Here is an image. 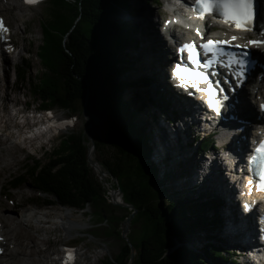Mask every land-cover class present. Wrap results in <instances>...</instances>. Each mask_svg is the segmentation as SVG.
Here are the masks:
<instances>
[{"label": "trees", "instance_id": "obj_1", "mask_svg": "<svg viewBox=\"0 0 264 264\" xmlns=\"http://www.w3.org/2000/svg\"><path fill=\"white\" fill-rule=\"evenodd\" d=\"M132 7L129 0H51V10L42 18L44 38L38 52L44 70L38 81H30L33 93L41 107L70 112L75 111L78 100L87 97L88 106L114 122L115 133L107 143L119 152L117 161L104 159L102 163L118 178L123 199L138 210L131 226L144 221L138 231L130 230L128 235L137 251L136 264H208L204 254L217 263L228 260L221 246L209 242L216 237L211 231L222 226V202L217 197L196 199L192 196L194 191L187 189H157L169 179L166 161L172 158H166L164 174L161 166L150 159V127L154 122L151 118L145 120V116L140 119L143 111L133 103L138 97L135 90L148 85L149 80L126 76L136 65L127 50L138 48L139 27L132 21H121L118 15L129 13ZM77 16L80 19L76 23ZM27 69L18 68L24 81L29 78L30 68ZM128 94H134L133 100ZM209 143L204 140L199 149L209 147ZM87 153L83 135L72 133L61 139L49 162L37 161L31 170L27 168L26 175L12 180L18 185L31 182L36 191L50 198L45 197L42 202L47 207L61 204L83 209L89 204L103 220L106 212L107 221L113 224L117 206L125 211L121 217L124 220L135 210L108 202V194L93 172ZM161 193L167 205L157 201ZM107 231L109 235L121 236L115 228ZM195 234H205L208 240L203 254L185 245L171 251L176 243ZM130 256V245L123 240L120 254L107 257L102 264H128Z\"/></svg>", "mask_w": 264, "mask_h": 264}, {"label": "rangeland", "instance_id": "obj_2", "mask_svg": "<svg viewBox=\"0 0 264 264\" xmlns=\"http://www.w3.org/2000/svg\"><path fill=\"white\" fill-rule=\"evenodd\" d=\"M129 1L131 2V6L133 7L136 3L137 4L135 5V7L141 3L146 6H151V2H154L155 5H157L158 3V2L156 3L157 0H133V1L129 0ZM9 2L20 3L22 4V7H17L14 5L9 6ZM6 3L8 5H6ZM133 7L129 13L128 12L120 13L118 15V19H120L121 21L122 20L129 21V22L132 21L135 24H137L131 18L132 13H134ZM151 8H153V6H151ZM50 10H51V0H41V2L36 5L25 4L24 0H16V1L15 0H1L0 1V15L4 16L8 20L7 24L10 26L13 33L15 34L14 41L17 42L18 47L20 46L19 49L21 48L23 49V51L17 55L11 52H5L4 55L2 52L0 53L1 55L0 58L2 59L4 63L2 70L0 71V75L2 76L0 79V95H1L0 104H2L1 108L4 107L3 114L5 115V117H3V122H1V126H0V137L5 138L8 136L9 146L10 145L20 146L18 148L19 151H17V153L15 154L16 159H18L17 161L19 162H16L14 161V159H12V161H10L11 165H9L8 168H5L4 170L0 168V171H1L0 172V190L4 189L2 193L0 191V199L9 206H15L17 203H19L21 206L19 208L16 207L18 208V211L32 207L35 210H39L43 213L53 212L55 214L54 219L59 220V221L60 219L58 218L57 214L62 213V211L65 212L68 208H70L69 210H71L72 212H75V214H82L83 220L87 222L85 224L86 229L79 233H76L74 236L69 238V239H72L69 242L76 243L79 248H83L84 251L88 252L90 257L88 260H85L84 264H102V261L105 260L107 257L113 258L114 256H118L120 254V251L123 245L122 237L119 236L117 233H114L113 235H109L107 233L108 232L107 230H114V228L117 231L122 230L123 226L125 225L124 220H122L121 218L125 213L123 209H119L116 206V209L113 211L115 213V216H113L114 223L111 224L109 221H107L108 214L106 212H105L106 217H104V220H103V217H100V215L97 214L96 209L92 205H89V204L86 205L85 208L82 210L75 208V207L65 208L59 204L58 205L56 204L51 207H47L46 204L42 203L43 201H45L44 199L47 196L36 191L33 188V185L31 182L30 183L23 182L20 185H18V184H15V182L12 180L15 177L26 175L27 168L28 170H31L32 165L36 163L37 161L42 162V163L49 162L50 156L53 154L55 149L59 147L61 139L64 138V136L57 137L52 142H50V140L48 139L46 147L41 148L39 145V142L36 140L34 141L30 140L27 142L26 140L22 139L20 131L18 130L20 126L22 127V129H27L31 125L33 126V123L37 121L36 117H34L36 115L34 113L35 111L34 109H37L39 106H41V101H39L36 98L35 94L33 93V86L30 83V81L32 80L38 81V79L41 78L43 75L44 66L41 62V59L38 57V52H40V46L42 45V38H44L43 29L41 26L42 18L44 16H47ZM154 13H155L154 14V19H155L157 11L155 10ZM139 32L137 31V36L139 40L138 47L140 46L139 36L141 35V34L139 35ZM24 45L26 49L24 48ZM127 53L131 55L132 58L134 56L133 59L136 60L135 58H137V54H136L137 52L135 51V49H129L127 50ZM138 61L136 62V65L133 68H131L130 71L126 73V76L137 78V79L148 78V76H150V73H151L150 70L138 73L139 70H142L141 64H140L141 61L140 60ZM168 63L167 64L163 63V66H165V69L167 65H169ZM20 67H23L24 70H26L27 68H30V72L28 76L29 78L27 81L23 80L24 79L23 73H21V75L20 74L18 75V68ZM159 69L160 67L158 65V62L156 61L155 64L153 63V65L151 66V71L155 72L156 77L161 78L159 82L162 83L165 80V75L163 71L162 76H159L158 73L156 72ZM134 70H136L135 73L133 72ZM165 82L167 81L165 80ZM152 84H153V78H152ZM150 85L151 83H149V85H141L137 91L135 90V92H138V97L134 100L131 98V96H134V94L133 95L128 94V96H130V98L133 100L134 105L140 108L141 111H143V113L140 114V119H142V116L143 117L145 116L144 118L145 120H150L149 114L154 113L155 106L150 105L149 98L147 97L149 95V92L151 95H155L156 98H159V92L157 93L156 91L155 92L152 91ZM159 87H161V85ZM245 87L247 88L248 84ZM252 88L253 87H251L250 89ZM161 91L166 96V93L163 90ZM251 100H253V97H251ZM138 101L140 102V105ZM252 104L256 106V103L254 100ZM75 105L77 108L75 109V111L72 112V114H70L69 111L63 108H59V107L54 108V111H52V113L53 114L57 113L59 116L60 115L63 116L64 120L66 121L65 127H67L70 124V122H72V124H75L74 132L78 135L84 132L86 121L89 119L92 122L91 132L94 137L93 140L95 141L96 147H97L95 157L99 159L100 161L104 159L105 161H110V162L117 161V154H119V152H117L116 149L112 145L106 142L109 135L115 133L114 129L110 128L111 124L115 126L114 122L110 118H108L107 120L110 123L109 124L106 121V118L104 116H102L97 111L93 110L91 106L87 105L86 99L80 100V101L78 100ZM26 108L30 115L29 123H25L27 122V119L25 117L17 115L18 110H21V109L24 110ZM42 113L46 115V111ZM174 114L176 113L173 112V115ZM176 119L178 123L177 115H176ZM166 123H165V118L163 117V121L162 122L159 121L158 125H156L153 128L152 130L153 132L151 134V141H150V144L152 146H155L154 145V141H156L155 135H157V137H161L162 140H164V133L160 130V127L165 126V125L167 126L168 124ZM169 132H170L169 135H170V139L172 143L171 146L175 145L174 147L178 149L174 147H173L174 149L172 148L173 149L172 158H174L175 163L171 161L169 162L172 167V170L170 173L171 179L167 182V184H165L164 188L162 187V189H167L170 192L172 191L177 192V191H181L182 189L186 188L188 184V186L193 189L192 191H194L192 193V196L195 197L196 199L203 198V200H210V198L212 199L213 197H217V199L225 203L223 208H225L226 211L229 210L227 208L229 205V201H231V198L234 199L231 193L230 195L229 194L227 195L226 193L225 194L219 193L217 188L215 187V182H212V181L205 182L204 184L201 183V185H198L197 182L201 181L200 179L198 181L199 173H197L196 175L190 174L188 176V174L191 172L189 169V166H190L189 160L191 159V157L197 156L198 158L200 156L201 157L206 156L204 155V152H201L200 149L195 148L198 141L192 144L193 146L192 150L189 148V145L186 144L188 139L193 136V131L189 133V136H186L184 134L182 136L183 143H185L184 145L187 146V148H185L184 150L181 148L180 143H177L182 140L176 141L175 139L176 133L172 132L171 128H169ZM44 140L46 141L47 139H44ZM162 146L163 144L161 145L160 143L159 148L160 149L162 148L161 150L164 153L166 152V149H168V147L164 148V146L163 147ZM187 157H189V160L186 159ZM162 158H161V161H162V164H164V160ZM187 160H188V165H185V163L187 164ZM180 171L182 173H185V171H189V172H186L187 176L183 178V177H179V174H181ZM108 178L109 176H107L106 178L107 181L110 180V178L109 179ZM104 186L108 194L107 197H110L109 193L111 190V186L109 184H105ZM157 189L161 191V188L158 185H157ZM47 198L50 199L49 197ZM157 201L163 202L165 205H167V203L164 201L162 197V193H161V198L157 199ZM229 211L231 212V210ZM233 211L235 213L234 216L237 217L239 213H238V207L236 205L234 206ZM219 213H220V210H219ZM220 215L222 216L223 213H221ZM234 216L232 217L234 218ZM230 219L232 220V218ZM143 222L144 221L141 220V222L135 226L130 225V230L138 231V229H140V227L142 226ZM224 226L226 229V223L224 224ZM225 229L224 228L222 229L223 232L225 231ZM58 236H62L64 238L65 233L63 232V233H58V234H55V233L50 234L49 237L52 240V243L50 244V248L54 249L55 247L56 248L61 247V245L58 244L57 241H55ZM197 236L198 235H195V236H192L191 238L193 240V238L195 237L193 241L194 246L200 248L205 244L206 241L203 239L202 243L200 244L199 240L201 236H199L200 238ZM227 242L228 241H226V245H227ZM190 244H192V242ZM231 260L229 259V261H226L225 263H222V264H228V263L233 264ZM208 264H211V263L208 262ZM212 264H219V263L212 262Z\"/></svg>", "mask_w": 264, "mask_h": 264}, {"label": "bare ground", "instance_id": "obj_3", "mask_svg": "<svg viewBox=\"0 0 264 264\" xmlns=\"http://www.w3.org/2000/svg\"><path fill=\"white\" fill-rule=\"evenodd\" d=\"M6 5L8 4L6 3ZM11 5L22 7V4L20 3L9 2V6ZM135 5L133 7L134 11L132 10L134 13H132L131 18L138 24V32L140 31L139 35L141 34L139 36L140 46L138 48H135V51L137 52V58L135 59L137 61H141L140 64L142 69L139 70L138 73L150 70V76L153 78L151 89L155 92L160 85L165 87L166 83H169V81L167 77H165V80L167 82H165V80L162 83L159 82L161 78L155 76V72L151 71V66L157 61L160 69L156 72L159 76H162V72L164 71L165 75L169 65H167L165 69L163 63L167 64L169 62L168 64H170L171 61H174V59L171 58L173 57V52L171 50V47L166 44L167 40L161 34L160 30L157 29L158 24L155 20L156 18L154 19L155 10H153L151 6H146L142 3L138 4L136 7ZM5 36L6 37L3 40V36L0 37V48H2V51L1 49L0 51L3 53V55L5 54L4 52H11L17 55L23 51L22 48L19 49L20 46L18 47L17 42L14 41L15 34L12 33V31L11 35L6 33ZM11 44H14L16 48H14ZM4 46H7L6 49L3 48ZM24 48L26 49L25 45ZM258 52L260 53V55L264 56V50ZM258 64L256 65V69L258 68ZM135 71L136 70H134L133 72L135 73ZM249 79L252 82L253 88H246L245 86L247 84H245L238 90L237 94L235 92H231V94L234 96L231 109L229 110L228 107L223 109V114L226 117V121L228 119L230 124L229 130L218 136V140L222 146V149L209 152H204V150H201V152H204V155H206L205 157L200 156L197 158V156H192L189 160V169L192 172H190L189 175H196L197 173H199L198 181L199 179L201 181L197 182V184L201 185V183L204 184L205 182L209 181L215 182V187L221 194L226 193L227 195H230L231 193L233 195V172L237 163H242V161L239 159V149L242 146L248 145V141L250 139L252 131L255 129V122H264V114H262V112L259 110V106L257 104V96L262 91V85L256 76H251V78L249 77ZM175 90L182 91V89L178 87L175 88ZM251 97H253V100H255L256 106L252 104L253 100H251ZM171 98L173 99V96H171ZM198 101H200L202 104L204 103L203 98L199 99ZM138 103L140 105L139 101ZM1 106L2 104H0V108ZM173 106L174 107L172 108V111L175 113L177 112L176 115L179 124L177 123V119L166 120V124L168 125L160 127V130L164 133L165 136V140L163 142L164 148H169L172 144L169 135V128L172 129V132L176 133V141H183V134L189 136V133L191 131H193V133L198 132V134L202 132L205 133L208 132L209 129H213L218 125H221V123L217 121L216 118H213L211 123L203 122V119L201 117L203 113L202 107L199 103L188 97H185L184 99L176 97L173 101ZM21 111L22 110H20V112ZM3 113L4 107H2L0 110V126L1 122H3V117H5ZM165 113L166 112H163V115ZM233 114L235 118L232 117ZM60 116L56 113L54 114V118L52 120H54L58 124H61L63 120ZM196 125H198L199 128L202 126V129L195 131L194 129ZM242 126H244L245 128L241 129ZM8 138V136L5 138L0 137V168L2 170L8 168L9 165H11L10 161H12V159H14V161L16 162H19L17 161L18 159H16L15 154L17 153V151H19L18 148L20 146H9ZM226 143L228 144L226 147H224ZM186 165H188V163ZM96 171L100 172V167L96 168ZM251 186L252 185H249L248 190ZM3 190L4 189L0 190L1 193L3 192ZM255 195L260 197L258 194ZM249 197L251 198L252 195H249ZM224 205L225 203L222 205L220 213H223L222 216L225 219L226 223L224 234L228 241V247L233 246L234 248H237L240 242L251 244L256 240L261 241V237L262 235H264V224L261 226H252L251 219L245 218V220L243 221L244 224L242 223L240 225L238 223V220L230 219L231 217L227 215L225 208H223ZM20 206L21 205L19 203H17L15 206H9L0 199V233L2 234L3 239V241L0 242V264H70L72 261L64 258L62 248L69 245V241L72 240L69 238L74 236L76 233L81 232L82 229H86L85 224L87 222L83 220V215L75 214V212H72L71 210H69L70 208H68L65 212L62 211V213L57 214L58 218L61 221L60 222L59 220L54 219L55 214L53 212L43 213L39 210H35L32 207L18 211V208ZM234 206L235 200L231 198V201H229V205L227 208L231 210L232 216L235 215L233 211ZM262 214L264 213L262 212ZM261 216L260 218H262ZM235 217L236 216H234V218ZM63 232L65 233V237L63 238L62 236H58L55 240L58 244L61 245V247H55L54 249L50 248V244L52 243V240L49 237L50 234H58ZM261 242L262 244H264L263 241ZM75 253L77 261L81 264H84L85 260H88L90 257L88 252L84 251L83 248H77Z\"/></svg>", "mask_w": 264, "mask_h": 264}, {"label": "snow or ice", "instance_id": "obj_4", "mask_svg": "<svg viewBox=\"0 0 264 264\" xmlns=\"http://www.w3.org/2000/svg\"><path fill=\"white\" fill-rule=\"evenodd\" d=\"M41 0H28L30 5H36ZM195 4L198 6L197 19H203L206 14H211L213 9H217L220 12L221 17L225 23H230L238 30L250 31L248 27L253 18V0H195ZM0 28H3L2 22H0ZM3 31H7L3 28ZM197 35H200V30L196 29ZM236 37H232L235 40ZM229 41H220L208 39L205 43L197 46L194 42L183 46V50L187 51V61L192 65L191 67L177 64L172 73L180 81L181 85L185 87L195 88L198 91L205 94V100L210 108L214 111L218 110L219 100L216 99L217 87L214 86L210 80V75H215L214 72L208 71L213 68L219 61L216 60L215 46L218 44H226ZM249 45H261L264 44V39L260 41L250 40ZM241 47V45H236ZM247 47V45H243ZM202 49L204 52L213 53L211 57L205 56L203 62L201 60V52L197 49ZM233 64H243L242 60L234 59L231 61ZM243 70L237 72V76H242ZM222 91V90H221ZM261 107H264L262 105ZM254 155L250 157V164L257 165L258 170L255 175L258 177V181L255 185L256 191H264V140L260 141L259 146L254 149ZM249 185H252L253 181L249 179ZM249 191H252L250 188ZM77 257L73 256V261H76Z\"/></svg>", "mask_w": 264, "mask_h": 264}, {"label": "water", "instance_id": "obj_5", "mask_svg": "<svg viewBox=\"0 0 264 264\" xmlns=\"http://www.w3.org/2000/svg\"><path fill=\"white\" fill-rule=\"evenodd\" d=\"M85 99L87 100V97ZM70 114H72V112H70ZM107 119L108 118H106V121L108 122ZM91 125H92V122L88 119L86 121L85 130L81 134L83 135L84 142H85V144L87 145V148H88L87 158H88V162L91 165V168H92L93 172L97 173L96 176L99 178L100 181H102L103 185L109 184L111 186V190H110V193H109L110 197H107L108 195L106 196L107 199L109 198L108 202L112 203L114 205L128 207V208H131L132 210H135V211L131 212L130 215L127 216L124 219L125 225L123 226V228L121 230V237H122V239L124 241H126L130 245V248H131V256H130L128 264H136V253H137V251H136L135 246L132 245V243L130 242L128 235H129V232H130V225H132L133 217L135 216L136 212H138V210L135 208V206L132 203H128V202H126L123 199L124 192H123L122 188L119 185L118 178L116 176H112L111 172H109L106 169V167L102 163V161H100L99 159H97L95 157V153L97 151V147H96L95 141L93 140L94 137H93L92 132H91ZM74 126H75V124H69L68 127H66L65 129L64 128H60L57 137L64 136V138H62V139H65V138H67V136L71 135L72 133H75L74 132L75 131V127ZM113 126L114 125L111 124L110 128L114 129ZM113 134H110L109 137L112 136ZM108 138H107V140H108ZM107 140H106V142H107ZM98 167H100V172L96 171V168H98ZM107 176H109V178H110V180H108V181L106 179ZM59 205H61V204H59ZM62 207L66 208V207H70V206H62ZM80 210H82V209H80ZM104 217H106L105 214H104Z\"/></svg>", "mask_w": 264, "mask_h": 264}]
</instances>
